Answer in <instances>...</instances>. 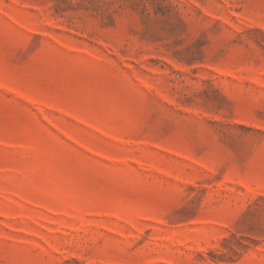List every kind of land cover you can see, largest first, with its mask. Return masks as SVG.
Wrapping results in <instances>:
<instances>
[{"label": "rangeland", "instance_id": "obj_1", "mask_svg": "<svg viewBox=\"0 0 264 264\" xmlns=\"http://www.w3.org/2000/svg\"><path fill=\"white\" fill-rule=\"evenodd\" d=\"M0 264H264V0H0Z\"/></svg>", "mask_w": 264, "mask_h": 264}]
</instances>
